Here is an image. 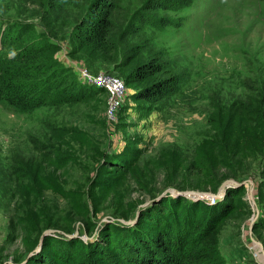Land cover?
I'll use <instances>...</instances> for the list:
<instances>
[{
    "label": "rangeland",
    "instance_id": "rangeland-1",
    "mask_svg": "<svg viewBox=\"0 0 264 264\" xmlns=\"http://www.w3.org/2000/svg\"><path fill=\"white\" fill-rule=\"evenodd\" d=\"M95 1L0 0V20H28L36 31H45L57 45L55 58L76 77L86 70L124 81V75L145 63L151 52L162 50L186 72L180 93L148 109L131 96L135 85L124 81L129 95L114 127L104 116L107 97L101 93L74 107H41L25 113L0 104V166L7 169L18 159L41 160L52 146L67 144L59 150L69 146L75 163L60 165L65 178L60 175L58 187L85 190L94 180L92 192L102 185L115 189L119 200L115 206L135 208V218L126 225L135 224L142 205L155 204L152 200L166 190L212 194L233 180L242 185L227 188L216 199L196 198L208 206L217 200L230 207V216L218 226L217 256L223 264H264V166L238 180L223 179L216 188L215 180L208 181L194 159L201 139L225 125L228 112L247 113L250 121L244 126L264 127V0H103L113 6V34L121 55L115 57V66L133 58L125 70L104 61L94 63L76 47L72 34ZM91 150L99 155L92 156ZM195 155L203 159L202 153ZM114 156L118 158L108 161ZM116 161L120 166L112 168ZM227 192L232 194L229 200ZM153 195L158 196L151 199ZM168 195L195 201L190 194ZM56 198L68 208L65 200ZM95 198L74 196L69 207L84 208L90 215L95 206L100 230L99 222H107L108 213L116 211H107L112 195ZM10 215L6 201L0 206V264H17L15 259L31 252L40 240L38 236L30 247L19 237L10 240Z\"/></svg>",
    "mask_w": 264,
    "mask_h": 264
},
{
    "label": "trees",
    "instance_id": "trees-1",
    "mask_svg": "<svg viewBox=\"0 0 264 264\" xmlns=\"http://www.w3.org/2000/svg\"><path fill=\"white\" fill-rule=\"evenodd\" d=\"M112 9L111 2L96 0L80 18L72 37L78 51L84 52L86 58L90 57L94 63L104 61L115 66V57L120 59L121 55L113 34ZM45 37V31H36L28 20H0V104L25 113L41 107H74L96 94L106 96L103 89L85 85L64 67L55 58L57 45ZM135 49L143 51L139 46ZM132 59L115 66L116 70L128 69ZM185 73L166 58L164 51L158 50L151 52L145 63L134 66L125 74L124 81L135 85L133 99L144 102L150 109L180 93ZM227 119L225 125L213 129L199 142L195 154L202 153L203 159L199 161V156L194 154L199 172L208 181L215 180L216 188L223 179L238 180L264 166V127L244 126L250 121L247 113L228 112ZM71 136L80 138V134ZM60 145L67 144L59 142L52 146L51 152L41 155V160L18 159L7 169L0 166V206L6 201L11 206L10 240L19 237L22 245L30 247L45 230L63 233L45 236L38 252L27 257L28 250L16 258L15 263L223 264L217 256L218 226L231 214L230 207L223 201L215 200L213 206H208L200 200L191 201L181 196L171 198L167 194L153 202L155 204L141 208L135 224H122L119 220H132L136 213L133 206L129 210L115 206L119 201L118 195L113 193L115 189L102 185L100 191L92 192L90 186L94 180L85 190L62 191L58 187L60 175L65 178L60 165L75 163L69 146L59 150ZM96 153L91 150L92 156L99 155ZM119 166L117 161L111 164L112 168ZM227 194L225 198L229 200L232 194ZM111 195L109 204L112 208L107 211L116 212L108 213L111 218L107 222H99L100 230L96 228L98 212H95V206L90 215L84 208L69 207L74 196L82 199L96 196L94 200H97ZM56 196L65 200L68 208L60 206ZM157 196L153 195L151 199ZM75 230H78V236L68 238L67 235L74 234ZM85 234L90 238L87 241L80 238Z\"/></svg>",
    "mask_w": 264,
    "mask_h": 264
},
{
    "label": "built area",
    "instance_id": "built-area-1",
    "mask_svg": "<svg viewBox=\"0 0 264 264\" xmlns=\"http://www.w3.org/2000/svg\"><path fill=\"white\" fill-rule=\"evenodd\" d=\"M78 79L89 86L103 89L106 92L107 101L104 116L108 124L114 127L118 121L122 105L129 95L124 81L108 74L91 75L86 70H80Z\"/></svg>",
    "mask_w": 264,
    "mask_h": 264
},
{
    "label": "water",
    "instance_id": "water-1",
    "mask_svg": "<svg viewBox=\"0 0 264 264\" xmlns=\"http://www.w3.org/2000/svg\"><path fill=\"white\" fill-rule=\"evenodd\" d=\"M239 185H242L241 183L238 184L237 182L233 181V180H226L223 184L220 185V187L218 188L217 192L216 193H185V192H180L178 190H175V189H169V190H166L164 193H162L158 198H156L155 200H152L151 203L155 202L156 200H159L161 197H164L166 196L167 194H174L175 196L177 195H183V196H186L187 194H190V195H193V197H195L193 200H197L196 198L200 199L202 198V196H206L208 195L209 198H212V199H216V198H219L223 193L224 191L227 189V188H230V187H238ZM200 196V197H199ZM204 200V199H203ZM148 204L145 203V205L143 204L142 206H146ZM120 223L122 224H130V222H126L124 220H119ZM56 234H63V233H60L59 231H55V230H52V229H49V230H45L41 236L39 237V242L37 243V245L35 246V248L27 255L30 256L32 255L33 253H36L40 250L41 248V245H42V240L45 236H49V235H56ZM77 236V233L75 232L74 234L72 235H67L68 238H73V237H76ZM87 237H83V240L87 241L86 240Z\"/></svg>",
    "mask_w": 264,
    "mask_h": 264
}]
</instances>
